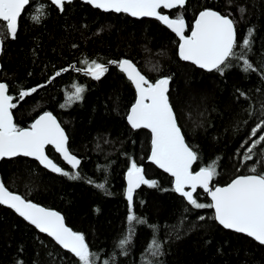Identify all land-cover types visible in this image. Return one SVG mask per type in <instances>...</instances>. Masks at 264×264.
<instances>
[{
    "label": "trees",
    "instance_id": "obj_1",
    "mask_svg": "<svg viewBox=\"0 0 264 264\" xmlns=\"http://www.w3.org/2000/svg\"><path fill=\"white\" fill-rule=\"evenodd\" d=\"M38 1L43 10L35 22L33 7ZM205 8L231 13L238 42L253 29L246 58L257 71L244 72L243 59L233 57V66L223 75L205 72L180 60L178 39L160 22L105 13L81 1L65 4L61 12L49 1L32 0L20 19L17 39L5 41L0 81L10 86L15 123L27 128L40 114L51 112L65 128L70 151L81 165L71 169L49 147L48 155L70 175L78 173L77 179L16 158L0 161V180L13 193L60 212L73 231L84 234L95 264H264L263 245L224 229L213 218L212 208L197 209L186 202L173 190L172 178L148 161L151 134L133 130L126 119L135 89L116 64H107L128 59L150 82L171 77L170 103L187 144L198 156L194 172L213 166L217 185L253 174L251 167L264 172V142L248 153L250 160L245 159L252 142L264 135V129L251 134L264 119V0H188L183 9L166 13L172 18L182 14L189 34ZM234 51L240 53L239 48ZM84 60L105 63L108 71L95 80L77 70L86 69ZM61 69L67 71L55 76ZM76 86L85 88L82 99L70 101ZM33 87L36 92L19 98L20 91ZM132 161L158 186L141 185L133 194L132 211L146 223L134 221L130 243L120 248L119 241L132 227L126 198ZM101 183L103 189L96 186ZM195 199L211 203L201 190ZM154 236L162 246L158 257L148 251ZM0 264L80 261L0 205Z\"/></svg>",
    "mask_w": 264,
    "mask_h": 264
},
{
    "label": "snow or ice",
    "instance_id": "obj_2",
    "mask_svg": "<svg viewBox=\"0 0 264 264\" xmlns=\"http://www.w3.org/2000/svg\"><path fill=\"white\" fill-rule=\"evenodd\" d=\"M71 2L72 0H51V3L56 5L61 12L65 10V4ZM187 2L188 0H86V3L106 12L127 13L133 17H154L162 21L180 38L179 57L201 69L209 72L215 70L223 75L227 68L233 66L230 58L236 57L243 59L242 70L244 72L257 71L253 63L246 58L247 53L251 51L253 29L249 28L247 36L238 42L237 22L230 18L231 13L221 14L211 8H205L199 12L191 27V35L186 36L182 14L175 19H170L168 15L161 14L159 11L162 8L183 9ZM29 3L30 0H0V51H3L8 38L17 39L18 20ZM239 11L243 13L245 10L240 8ZM40 18L39 15L35 16V22H39ZM237 48L240 49V53L234 51ZM245 49L247 52L244 51ZM82 63L87 65L86 69L77 70L85 71L95 80H100L105 75L108 71L107 64H116L134 85L137 99L127 116L128 123L133 129L150 130L152 139L149 159L175 178L173 190L180 193L197 209H214L213 218L223 228L246 234L260 245H264V172H258L255 167H251L249 172L253 174L237 176L226 186L215 187L212 190L209 185L217 174L215 168L208 166L200 168L199 171L192 170V165L198 156L185 142V136L178 125L173 105L169 101L171 77H163L150 82L128 59L108 61L107 64L98 63L95 60L90 63L84 60ZM63 71L67 69L57 71L55 76H59ZM55 76L52 79H55ZM9 87L7 83L0 82V160L20 156L32 157L54 173L77 179L78 173L70 175L45 152L46 146H54L73 169L80 165V160L70 152L68 136L57 118L51 112H45L30 127H19L13 121L11 109L16 105L12 103L13 97L8 94ZM37 87L20 91L19 98L23 99L36 92ZM84 91L83 86H76L68 100H81ZM240 95L245 94L241 92ZM261 115L264 116V110ZM261 129H264V119H261L252 129V136H255ZM262 142H264V135H260L252 142L245 153L246 160L252 158L248 153H251ZM261 155L264 156V146H262ZM141 185L154 188L158 186V182L146 179L143 167L132 161L127 171L126 190L129 204L127 220L132 227H130L129 234L119 241L118 247L120 248L130 243L134 221L146 223L132 211L133 194ZM96 186L103 189L105 185L101 183ZM185 186H190L192 191H185ZM197 187L209 193L212 203L197 202L193 197V192ZM0 205H7L14 209L19 216L34 225L40 232L47 233L48 236L54 238L64 249L73 253L79 259L80 264H95V254L90 253L84 234L66 226L64 217L59 212L44 208L26 197L14 194L2 180H0ZM199 219L203 220L205 217L201 216ZM152 227L156 228V226ZM161 247V243L154 236L148 246V251L153 257H158L163 254Z\"/></svg>",
    "mask_w": 264,
    "mask_h": 264
},
{
    "label": "water",
    "instance_id": "obj_3",
    "mask_svg": "<svg viewBox=\"0 0 264 264\" xmlns=\"http://www.w3.org/2000/svg\"><path fill=\"white\" fill-rule=\"evenodd\" d=\"M32 0H30V2H31ZM42 1H49L50 3H51V0H42ZM74 1H81V2H83L84 4H88V3H86V0H72V2H74ZM71 2V3H72ZM30 4V3H29ZM67 4V3H66ZM54 5V4H53ZM88 5H90V4H88ZM29 5H27L26 6V8L28 7ZM55 7H57L56 5H54ZM91 7H93L92 5H90ZM186 6V5H185ZM26 8H25V10H26ZM93 8H95V7H93ZM95 9H97V8H95ZM176 9H179V8H173V9H160L159 11L161 12V14H164V15H168L169 16V18L170 19H175V18H172L168 13H166V12H170V11H173V10H176ZM25 10H23L22 11V14H21V17L23 16V14H24V12H25ZM98 10H101V11H103V12H105V13H115V14H120V13H116V12H113V11H104V10H102V9H98ZM123 14H126V15H128V16H130L131 18H134V19H138V20H142V19H153V20H156V21H158V22H160V24L161 25H163L164 27H166L168 30H170L175 36H176V38L178 39V52H179V45H180V43H181V41H180V38H179V36H177L176 35V33H174L170 28H168L167 27V25L166 24H164L162 21H160V20H158V19H156V18H154V17H133V16H131V15H129V14H127V13H123ZM199 15V14H198ZM198 15L196 16V18L198 17ZM21 17L19 18V20H18V29H19V23H20V19H21ZM196 18H195V20H196ZM184 19V21H185V35L186 36H190L191 35V31L189 32V34H187L186 32H187V29H188V24H187V22H186V19L185 18H183ZM195 20H194V22H193V24H192V26L194 25V23H195ZM12 40V39H11ZM3 49H4V46H3ZM2 53H3V51H0V73H1V70H2V64H1V56H2ZM178 56H179V54H178ZM180 58V57H179ZM180 60H182L181 58H180ZM183 62H186V63H189V64H192L190 61H184V60H182ZM193 66H195L196 68H198V69H201V68H199L197 65H194V64H192ZM137 67V66H136ZM117 68H118V66H117ZM119 69V68H118ZM137 69H138V67H137ZM139 70V69H138ZM201 70H203V71H205V72H209L208 70H206V69H201ZM215 70H213V71H211V72H214ZM84 73L86 74V72L84 71ZM123 73V72H122ZM124 75H125V77L127 78V76H126V74L125 73H123ZM142 74V73H141ZM142 75H144V74H142ZM90 76V75H89ZM145 76V75H144ZM146 77V76H145ZM161 78H163V77H161ZM146 79H148L147 77H146ZM0 82H2V81H0ZM130 83H131V81H129ZM2 83H5V82H2ZM132 84V83H131ZM132 86H133V88L135 89V87H134V85L132 84ZM170 87H171V80H170V82H169V92H170ZM135 93H136V99H137V92H136V89H135ZM8 94H9V92H8ZM10 95V94H9ZM168 95H169V93H168ZM11 96V95H10ZM136 99H135V101H136ZM169 101H170V99H169ZM12 103H13V99H12ZM135 103V102H134ZM132 107V106H131ZM131 107H130V109H131ZM130 109H129V112H130ZM174 110V109H173ZM11 111H12V109H11ZM129 112H128V114H129ZM13 113V112H12ZM45 113V112H44ZM175 113V112H174ZM43 114V113H42ZM42 114H40V115H42ZM39 115V116H40ZM54 115V114H53ZM38 116V117H39ZM55 116V115H54ZM128 116V115H127ZM37 117V118H38ZM56 117V116H55ZM36 118V119H37ZM57 118V117H56ZM35 119V120H36ZM127 119V118H126ZM34 120V121H35ZM13 121H14V123H15V118H14V115H13ZM33 121V122H34ZM57 121H58V123H60V121L58 120V118H57ZM32 122V123H33ZM177 122H178V120H177ZM127 123H128V120H127ZM129 124V123H128ZM60 125H61V127L65 130V128L62 126V124L60 123ZM178 125H179V123H178ZM129 126L131 127V125L129 124ZM28 128V127H27ZM132 128V127H131ZM133 129V128H132ZM133 130H139V129H133ZM144 130H147L150 134H151V132H150V130L149 129H144ZM182 130V129H181ZM65 133H66V135L68 136V134H67V132H66V130H65ZM182 134H183V132H182ZM151 139H152V134H151ZM185 142H186V139H185ZM187 143V142H186ZM68 146H69V137H68ZM52 148L54 151H55V153L56 154H58L59 156H60V158H61V160L68 166V167H70L71 169H73L72 168V166L70 165V164H68L64 159H63V157H62V155H61V153H59V152H57L56 150H55V148H54V146H51V145H49V146H46V149H45V152H46V155H48V152H47V149L48 148ZM70 149V148H69ZM71 152V151H70ZM72 153V152H71ZM73 154V153H72ZM73 155H75V154H73ZM150 155H151V150H150V154H149V157H150ZM49 156V155H48ZM76 156V155H75ZM77 157V156H76ZM149 157H148V161L151 163V164H153L156 168H158L159 170H161L162 172H164V173H166L168 176H170L171 178H172V181H173V188H174V180H175V178L174 177H172L171 176V174L170 173H168V172H165L162 168H160L157 164H155V163H153L150 159H149ZM16 158H27V159H30V160H33V161H35V162H37L43 169H45V170H47V171H49V172H51V173H54V172H52V171H50V169H47V168H45L43 165H41L40 163H39V161H37V160H35L34 158H32V157H23V156H20V157H14V158H5V159H2V160H10V159H16ZM49 158L50 159H52L50 156H49ZM78 158V157H77ZM79 160H80V165H81V159L80 158H78ZM2 160H0V161H2ZM53 160V159H52ZM54 161V160H53ZM197 161V160H196ZM196 161L193 163V165H192V170H193V167L195 166V164H196ZM55 162V161H54ZM56 163V162H55ZM57 164V163H56ZM58 165V164H57ZM80 165L77 167V168H75V169H73V170H77L79 167H80ZM58 166H60V165H58ZM61 167V166H60ZM62 168V167H61ZM197 171H199V170H197ZM54 174H56V175H58V173H54ZM236 178V177H235ZM234 178V179H235ZM231 182V181H230ZM229 182V183H230ZM228 183V184H229ZM227 185V184H226ZM226 185H217V184H215L214 183V177H213V179H212V181L210 182V185H209V187L212 189V190H214V188L215 187H223V186H226ZM126 189H127V174H126ZM138 190V188L136 189V191ZM203 191V193H205L206 195H207V197H208V199L210 200V202L212 203V201H211V196L209 195V193L208 192H205L204 191V189H202V188H200V187H197L196 188V190L193 192V197L195 198V196L197 195V193H198V191ZM135 191V192H136ZM185 191H192V189H191V187L190 186H185ZM134 192V193H135ZM15 194V193H14ZM176 194L178 195V196H180V197H183L180 193H177L176 192ZM185 200H186V202H188L187 201V199L185 198V197H183ZM190 204V203H189ZM2 206H5V207H7V208H9L7 205H2ZM41 206V205H40ZM42 207H44V206H42ZM44 208H47V207H44ZM11 210H13L14 212H15V210L14 209H12V208H10ZM47 209H50V210H53V209H51V208H47ZM53 211H56V210H53ZM56 212H58V211H56ZM213 212H214V209H213ZM16 213V212H15ZM60 213V212H59ZM18 216H19V214L18 213H16ZM61 214V213H60ZM215 214V213H214ZM62 215V214H61ZM63 216V215H62ZM21 217V216H20ZM64 217V216H63ZM21 218H23V217H21ZM24 219V218H23ZM26 221V220H25ZM64 221H65V224H66V226H68L67 225V223H66V220H65V218H64ZM26 222H28V221H26ZM29 223V222H28ZM218 223V222H217ZM30 224V223H29ZM219 224V223H218ZM220 225V224H219ZM33 227H35L34 225H32ZM220 226H222V225H220ZM69 227V226H68ZM223 227V226H222ZM36 228V227H35ZM37 229V228H36ZM225 229V228H224ZM38 231H39V229H37ZM226 230H229V229H226ZM229 231H232V232H235V231H233V230H229ZM40 232V231H39ZM42 233V232H41ZM236 233V232H235ZM42 234H44V235H46V236H48L47 235V233H42ZM238 234H242V235H244V236H247L246 234H243V233H238ZM49 238H51L59 247H61L64 251H66V252H68V253H70V254H72L74 257H76L73 253H71L69 250H67V249H64L61 245H59L55 240H54V238H52V237H50V236H48ZM248 237V236H247ZM249 238H251V237H249ZM251 239H253V238H251ZM254 240V239H253ZM255 241V240H254ZM257 242V241H256ZM258 243V242H257ZM264 246V245H263ZM77 258V257H76Z\"/></svg>",
    "mask_w": 264,
    "mask_h": 264
},
{
    "label": "rangeland",
    "instance_id": "obj_4",
    "mask_svg": "<svg viewBox=\"0 0 264 264\" xmlns=\"http://www.w3.org/2000/svg\"><path fill=\"white\" fill-rule=\"evenodd\" d=\"M38 9H40V11H37ZM33 10H34V15L35 16H38L41 14L42 10H43V5L41 2H37L35 3L34 7H33Z\"/></svg>",
    "mask_w": 264,
    "mask_h": 264
}]
</instances>
